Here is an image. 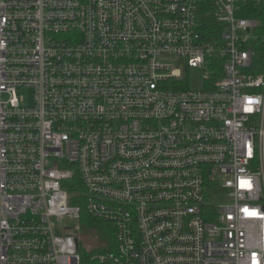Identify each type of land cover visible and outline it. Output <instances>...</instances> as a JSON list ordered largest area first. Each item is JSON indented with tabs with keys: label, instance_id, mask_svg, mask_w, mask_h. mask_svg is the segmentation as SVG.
<instances>
[{
	"label": "built area",
	"instance_id": "1",
	"mask_svg": "<svg viewBox=\"0 0 264 264\" xmlns=\"http://www.w3.org/2000/svg\"><path fill=\"white\" fill-rule=\"evenodd\" d=\"M257 10L0 0V264H264ZM76 174L112 249L82 253Z\"/></svg>",
	"mask_w": 264,
	"mask_h": 264
},
{
	"label": "trees",
	"instance_id": "2",
	"mask_svg": "<svg viewBox=\"0 0 264 264\" xmlns=\"http://www.w3.org/2000/svg\"><path fill=\"white\" fill-rule=\"evenodd\" d=\"M252 16L258 19L264 28V10H257ZM169 88L174 89L173 86H169ZM64 188L71 197V204L81 207V216L78 223L82 236H85L84 238L89 242L93 241L95 246H100L99 251L104 252L114 248V229L106 222L92 218L86 212L84 199L82 198L84 187L80 176L76 174L74 178L64 184Z\"/></svg>",
	"mask_w": 264,
	"mask_h": 264
},
{
	"label": "rangeland",
	"instance_id": "3",
	"mask_svg": "<svg viewBox=\"0 0 264 264\" xmlns=\"http://www.w3.org/2000/svg\"><path fill=\"white\" fill-rule=\"evenodd\" d=\"M257 64H259V61L257 62ZM190 78H191V82L190 85L192 88L195 89H201L203 88V74L202 71L200 69H192L191 73H190ZM22 95L26 96L27 101H31V90H24L20 92ZM79 235L81 236V247H82V253H84L85 250V245H89L90 247L93 245L94 247H97L94 245V242H89L87 241L84 237L82 236L81 230L79 232Z\"/></svg>",
	"mask_w": 264,
	"mask_h": 264
}]
</instances>
